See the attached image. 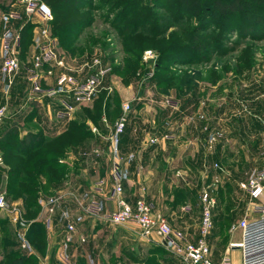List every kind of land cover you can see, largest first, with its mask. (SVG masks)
<instances>
[{
    "label": "crops",
    "instance_id": "crops-1",
    "mask_svg": "<svg viewBox=\"0 0 264 264\" xmlns=\"http://www.w3.org/2000/svg\"><path fill=\"white\" fill-rule=\"evenodd\" d=\"M14 11L21 15L20 21H5L2 18L1 13L3 11ZM30 27L29 32L27 28ZM50 22L47 25V31L50 35L51 29ZM42 28L39 18L35 14H24L22 8L10 0H0V31L8 29L11 34L15 35L18 39L17 43V58L20 64L19 75L14 77L10 86H6V83H1L0 100L8 101V107L13 104L12 109L9 111L7 119L0 125V129L14 123L18 127L19 136H23L26 132H34L39 130L45 136H57L65 132L67 125L70 121L80 118L81 109L91 108L90 105L75 106L74 111L69 119L56 120L54 113L60 109L58 101L64 100L72 104L70 97L63 94H50L45 95L39 99H35L30 91L23 94L19 91L16 95L10 93V89L17 83L29 86L27 81V74L25 68L28 67L30 57L35 53L37 45L39 43V30ZM26 31V32H25ZM26 34V35H25ZM23 36L27 39V42L22 48L20 39ZM51 36V35H50ZM2 52L0 51V58ZM63 58V57H62ZM64 59V58H63ZM67 67L72 70L73 65L67 63L64 59ZM78 72H76V76ZM3 76L0 75V82ZM54 77H44L40 84L51 87L53 85ZM3 80H6L5 78ZM134 82L128 85H122V94H117L119 99L120 114L122 112L121 107L123 104L129 106V111L126 113V122L122 134L118 138V142L114 148L108 144L106 138L111 129L112 123L106 127L98 123L93 125L88 119H82L86 124L90 136L83 142L72 146L65 150L63 157L58 160V163L63 165L66 169L60 182L49 189L47 192L39 191L37 193L36 204L37 210L35 214L29 218H25V210L22 200L20 198L10 199L6 196L4 191L5 177L2 175L0 183V194L4 196L7 204L6 210H0V220H5L8 229L12 233V238L16 244L17 250L21 255L25 257H32L34 264H143L142 261L147 257V252L154 246H160L158 239L152 237L150 240H143L136 235H132V224H126L124 227L115 228L107 224L99 222L94 218L88 216L84 211L86 201L90 198V187L94 182L103 181L104 186L102 188V195L99 200L102 204L103 211H109L113 209L112 204L109 202H103V198L108 196L111 192V183L109 180V171L112 161H117L120 167V183L122 187V198L129 204H132L137 198H143L147 203L153 206L166 204L170 201L171 192L174 189L183 188L187 190L190 188L191 183L188 178V173L185 170H174L173 166L183 165L196 172V178L201 179L204 177L206 168L209 170L208 158L210 154H214L216 157H227L229 145L226 138H237L232 143L230 150L235 149L242 150L250 147L252 151L258 150V144L260 139V128L258 122L251 120L252 124L248 128L239 126V116L234 118L235 114H229L228 110L221 111L219 115H212L206 110L205 102L196 98L191 100L192 110L198 115L200 125L189 126L187 128L188 134L194 138V140L200 139L195 142L196 154L191 158H183L178 160L171 159L177 147L176 132L179 129V125H175L173 120L181 114L182 99L179 100L171 93L168 95H160L155 92L152 96L161 104V108L153 110L151 125L145 124L142 120L144 113L148 111L147 100L148 95L145 93H138L135 97L132 95ZM147 84V83H146ZM151 85V83H149ZM140 86V83H139ZM145 86V84L143 85ZM23 87V88H25ZM153 87V86H150ZM20 89V87L18 88ZM152 89V88H151ZM154 89V87H153ZM227 95V94H226ZM95 96V95H94ZM234 98V96H233ZM238 98V96H236ZM36 101L38 105L34 102ZM51 103H47V102ZM150 101V100H149ZM168 103L173 106L167 105ZM1 104V103H0ZM50 104V105H48ZM34 115L31 116V114ZM234 113V111L232 112ZM224 116V122L231 120L232 124L226 126V130L223 127L213 126V119L221 120V116ZM231 115V116H230ZM256 114L252 113V118ZM31 117L30 121L26 123V119ZM230 118V119H229ZM191 119V118H189ZM243 119V118H242ZM105 123V119H101ZM203 121V122H201ZM193 123V120L190 122ZM58 124L59 126H57ZM218 124V123H217ZM236 124V126H234ZM52 126L55 130L52 131ZM239 126V128H238ZM222 128V129H221ZM91 130H94L92 132ZM180 131V130H179ZM184 131V130H183ZM166 133L169 137L168 140L158 141L155 144L149 145L148 139L151 137H158L161 134ZM241 133L247 134L249 140L243 145L240 142ZM216 137H219L216 140ZM212 140V145L209 148L206 141ZM202 140V143H201ZM214 151L216 153H214ZM264 149L261 154H263ZM244 155V153H237V156ZM207 156V157H206ZM207 161V162H206ZM215 162V161H214ZM211 163V162H210ZM4 166V165H2ZM203 166L206 168L203 169ZM189 170V169H188ZM210 172V170L208 171ZM220 176V175H219ZM179 177V178H178ZM177 178V179H176ZM208 178V179H207ZM206 182L212 180L214 177L208 176ZM179 181L184 184L178 185ZM177 180V181H176ZM204 180H200L203 183ZM176 181V182H174ZM43 183V180H41ZM213 182V181H212ZM199 181L196 182V185ZM186 187V188H185ZM48 197L58 198L56 201L52 213H47L44 201ZM17 207L20 211L22 219L26 223L25 239L29 246V251L20 250L17 246V240L15 237L14 227L10 222L11 208ZM189 206H184V211H189ZM172 215L173 211L171 210ZM177 217L182 218L179 214ZM170 220H173L171 216ZM32 223L38 224L42 228L43 232V248L41 251L37 250L31 243L28 242L26 235L29 225ZM68 225H72L76 229V234L73 236L69 243L63 241L64 230ZM177 226L172 223L171 228L184 229L188 231L187 225L180 221ZM231 233V236L225 244V247L221 250L219 255L212 254L210 259L213 262H218L223 255H227L231 264H239V251L236 247H230L239 242V230L237 227ZM188 235L187 233H185ZM196 239L197 231L193 232ZM78 237H83L84 242L79 243ZM187 237V236H186ZM190 237V235H188ZM191 238V237H190ZM194 240V239H193ZM150 242V243H149ZM164 248V247H163ZM134 249H136L134 251ZM137 259V261H131V256ZM174 259V258H173ZM162 264V263H161ZM164 264H170L165 262ZM172 264V262H171Z\"/></svg>",
    "mask_w": 264,
    "mask_h": 264
},
{
    "label": "rangeland",
    "instance_id": "rangeland-1",
    "mask_svg": "<svg viewBox=\"0 0 264 264\" xmlns=\"http://www.w3.org/2000/svg\"><path fill=\"white\" fill-rule=\"evenodd\" d=\"M38 1L41 3L43 2V0ZM56 1L57 0H52L49 4L51 5ZM85 1L86 5H84L85 9L83 11L74 12L75 8H72V12L70 13V17L72 20L82 19L85 22L91 23L87 28H85L78 40L73 44L74 49H77L74 54H70L60 48L57 44L55 36L52 35L50 31L51 38L55 42L56 53L59 54V56L63 57L67 61V63L73 65L72 70L74 71V73L71 72L70 74L74 76L76 75V72H78V79L89 72L90 65L94 60H98L101 66H105L107 68H110L111 66L121 67L123 65L125 67L124 62L126 60L125 55L122 53V42L120 39H118L116 31L110 26L109 22L119 12V7H121L122 4L127 0ZM247 1L250 2L252 6V9L249 8L244 15V17L246 15V17H248L246 18L245 24L249 25V31L251 33L250 37L238 38V36L234 33L220 34V31H216L214 30V28H210L207 31H201L200 33H198L199 36L206 37V39H209L211 42H217V39L223 38V40L225 41V46L229 47V49L232 47V51H228L223 55L222 58L213 57L209 62L201 63L196 66L175 65L171 66L170 70H174L175 72L178 71L181 72L180 74H184L185 78L181 76L184 81H187L188 76L191 77L193 75L192 77H194L198 75L199 78L195 77V82L193 81L192 83L193 85H195L194 87L198 94L197 98L200 99V103L203 100L205 104H207L206 110L208 111V113L212 115H219V108H221V111H226L229 109V114H235L234 118H237L239 116L238 119L241 120L239 126L243 128L250 127L252 124V119L258 122L260 128L258 150L252 151L249 146L242 150L239 149L236 151V148L230 150V147H232V143L235 142L237 138H226L227 144L229 145L227 157L219 158L214 154H210L208 158H205V155H202L204 159H208V162H206L210 167V172H208L209 170L206 168V166H203V169L206 168V170L204 172V177L200 180H204V178L206 180L208 176L214 177L212 180L208 182L204 180L203 183H200V180L196 178V172L192 171L190 168H188V166L186 168L183 165L176 164V166H173L175 168L173 169V173L174 170L187 171L191 187L187 188V192H180V194L179 192L176 193V189H174L171 192L172 199L170 201H167L166 204L153 206L149 203L154 211L158 212L166 219L169 227L172 225V223H175L177 226H179L178 224H180V221L189 226L187 228L188 231L180 228H170L172 230L183 232V234L187 233L191 237L190 238L185 234V236H187V239L189 241H193V239H195V236L192 234L193 232L197 231L200 214L198 197L203 190H208L215 200V206L211 212V228L206 238V244L210 255H219L221 250L225 247V244H227L231 233H233V231L235 230L234 228L237 227V222L242 217L249 215L251 204L247 196L239 189L238 184L244 182L254 168H257L264 164V155L261 154L262 150L264 149V0ZM140 2H142L143 5L145 4V7L136 5V12L132 18H139L140 16L149 18V25L151 23H154L156 31L159 33L161 32V35L164 36L165 39L170 32H174L177 35L184 36L188 31H190L191 27L196 24L195 22L197 21V17H194L191 20H186L177 19L173 15L170 16L169 12L174 13V7L179 8L176 7L173 1L171 2L170 0H167L166 5L169 6L168 12L159 8H156L155 11L147 9L149 7L147 6V3L150 4L151 0H140ZM50 5L48 6L50 7ZM185 12L186 14H189L190 10L187 11V9H185ZM249 17L255 18V21H251ZM237 18L238 17H236L235 19ZM215 20L216 21H214L213 23L215 26H217V29L220 30L222 26H224V21L220 18ZM236 22L238 23V21ZM49 28L51 29V25ZM221 44L223 45L222 42ZM144 46L147 47H145L143 50L151 51L153 54V58L147 62H144L141 60V57H137L138 63L140 64V67L138 68L141 72L138 76V80L133 81L134 88L132 91V95L135 97V95L138 93H145L148 95V98H150L146 102L148 111L144 113L142 120L145 122V124L149 123L151 125L150 122L152 121L153 110L160 109L161 104L158 102V100L155 99L154 96H152L155 93V90L153 89V87H150L153 85L152 83L151 85H149L150 82H148L147 80L153 73L154 64L158 59V53L155 48L156 45L154 46L153 39L147 40V44H145ZM248 62H252V64L248 65ZM238 63H243V67L238 66ZM225 66L227 68L223 69ZM20 71L23 70L19 69L15 78L19 75ZM141 74H143V76ZM19 76H22V74H20ZM3 79L0 82V90L2 85L1 83H6V80ZM139 80L144 82L145 86H139ZM19 87L20 89H18ZM23 87H25L24 84L19 85L17 83L13 88L10 89V93L16 95L19 91H22L23 94L25 93V91L26 93L30 91L29 86L26 85L25 88ZM41 87L43 90H46L49 86L41 84ZM99 90H104L108 94L115 93L117 95L123 93L119 78L114 74L109 73V71L103 77L98 91ZM190 91H192V88L188 92ZM170 93L171 97L175 95L174 91H171ZM236 96H238V98H236ZM35 99L37 100L39 99V97L35 96ZM2 102L3 99L0 100V103ZM31 102H34L36 105H38L36 101ZM47 103L51 102L48 101ZM11 105V108L10 106L8 108L9 111L13 107V104ZM233 111L234 113H232ZM252 113L256 114V116H254L253 118ZM196 117H198V115L193 112L192 104L189 103L187 105H183L181 114H179V116L175 117V119L173 120L175 125L180 126L177 130L178 132H176L175 134L177 142L175 146L177 148L174 149L175 152L171 154V159L176 160V162L183 158L189 159L191 158V156L196 154L195 142L198 140L200 141V139L194 140V138L190 136V134H188V132L186 131L189 126L195 125L196 127H198L200 125H203L202 123L200 124L198 118ZM103 118L106 121L105 123H103V121L101 120ZM220 118L221 120H219L218 117L216 118L217 120L213 119L212 125H220V127H223V129L226 130V126L231 125L232 122L231 120H229L228 122H224L223 115ZM192 120L193 123H190ZM100 122L103 126H105V130H107L106 127L109 126V123H107V120L103 115L100 116ZM224 123H226V126L224 125ZM56 125L59 126L58 124ZM234 126H236V124H234ZM53 127L55 126H52V128ZM54 130L55 129L53 128L52 131ZM51 135L54 136L55 134H53L52 132ZM163 135H166V133L161 134L158 137H161ZM218 139L219 137H216V140ZM248 140L249 138L247 134L241 133L240 142L245 145ZM239 151L241 153H244L246 156H237V153H239ZM214 153L216 152L214 151ZM2 165L3 161L1 160L0 166ZM213 165L220 166L223 172L215 170ZM197 181H199L198 185H196ZM183 184L184 183L182 181H179L178 179L177 186H183ZM176 194L177 197H175ZM184 206H189V211H184ZM171 210L173 211L174 215H172ZM179 214L182 215V218L177 217ZM170 216L172 219H174L170 220ZM120 227L124 226H118L115 228ZM131 232L132 235H136L137 233L138 237L145 240L139 235L136 226L131 228ZM148 245L149 250H152V247L150 248L151 245ZM163 249L164 252L159 253V255H157L159 256L158 258L153 255L154 253L151 254L150 252L148 264H152L153 262H155V259L158 260V264H164L165 262H169L170 264L171 262L172 264H184L181 259L175 257L171 251H169L165 247ZM135 250L136 249H134V251ZM132 254L134 255L135 253Z\"/></svg>",
    "mask_w": 264,
    "mask_h": 264
},
{
    "label": "trees",
    "instance_id": "trees-1",
    "mask_svg": "<svg viewBox=\"0 0 264 264\" xmlns=\"http://www.w3.org/2000/svg\"><path fill=\"white\" fill-rule=\"evenodd\" d=\"M51 1L43 0L42 2L49 8L52 15L51 34L55 36L60 48L74 54L77 49H74L73 44L91 23L82 19L72 20L70 13L72 8H75L74 12L83 11L86 1L57 0L50 5ZM170 1L179 7H174L175 11L174 13L169 12L170 16L186 20L197 17L196 24L184 35L185 37L170 32L165 39L161 32L156 31L154 23L149 25V18L145 16L132 18L136 12V5L145 7V4L143 5L140 0H127L122 6L120 4L119 12L109 23L122 42V53L126 57L125 67L124 65L121 67L111 66L109 73L118 77L121 84L125 86L138 80L141 72L138 68L140 67L138 58L141 57L143 49L147 47L144 46L147 44V40L153 39L158 59L154 64L153 73L147 81L152 83L158 94L168 95L174 91L175 98L182 99L183 105H187L192 102L191 100L197 98L198 94L192 82H195V77L197 78L198 75L188 76V78L186 77L187 81H184L181 76L185 78V75L170 70V67L175 65L196 66L209 62L213 57L222 58L228 51H232V47L229 49L225 46L223 38L217 39V42H211L206 37L199 36L198 33L214 28V30L220 31V34L234 33L238 38L250 37L249 25L245 24L248 17H246L247 15L244 17V15L249 8L252 9V6L247 0ZM166 4L167 0H151L150 4L147 3L149 6L147 9L155 11L156 8H159L168 12L169 6ZM185 9L190 10V13L186 14ZM236 17L238 18L235 19ZM219 18L224 21V26L220 30L213 23L216 21L215 19ZM249 19L255 21V18L249 17ZM25 29L29 32L30 27L27 26ZM26 42L27 39L23 36L20 39L23 49ZM248 63V65L252 64V62ZM242 65L243 63H238L240 67H243ZM225 68L227 67L225 66L223 69ZM141 75L143 76V74ZM139 83L141 87L145 84L141 80ZM191 88L192 91L188 92ZM101 115L109 123H113L120 115L119 99L115 93L108 94L104 90H99L92 99L91 108L81 109L80 118L70 121L65 132L57 136L48 137L39 130L26 132L23 136H19L18 127L14 123L0 129V158L4 165L0 166V183L2 175H4L5 194L10 199L20 198L22 200L26 219L31 218L37 210V193L39 191L47 192L56 186L65 174V167L58 163L65 150L89 138L90 132L83 120L88 119L91 124L96 126L100 122ZM30 119L31 117H28L26 123ZM177 192L180 194L187 190L179 188L176 189ZM26 238L37 250H42L43 232L41 226L35 223L29 225ZM151 249L148 250L147 257L142 261L143 264H148L150 252L154 253L153 255L157 258L159 253L164 252L162 245L154 246ZM131 261H137L134 255L131 256ZM154 261L152 264H158V260ZM0 264H34L32 257H25L17 250L5 220H0Z\"/></svg>",
    "mask_w": 264,
    "mask_h": 264
},
{
    "label": "built area",
    "instance_id": "built-area-1",
    "mask_svg": "<svg viewBox=\"0 0 264 264\" xmlns=\"http://www.w3.org/2000/svg\"><path fill=\"white\" fill-rule=\"evenodd\" d=\"M20 6L24 14H35L42 24L39 30V43L35 53L30 57L28 67L25 68L27 81L30 83V93L39 98L50 94L68 95L72 104L60 100V109L54 113L56 120L69 119L75 106L88 105L98 92L103 77L108 73L109 68L100 65L94 60L90 65L89 72L81 78L72 76L71 69L67 67L64 59L55 51V42L47 31V25L52 20V15L47 6L38 0H10ZM5 21H20L21 15L8 10L1 13ZM18 39L8 29L0 31V75L6 79V86H10L13 78L17 75L20 64L17 58ZM153 58L149 50L142 52L141 60L147 62ZM44 77H54L53 85L43 90L40 84ZM173 106V104H169ZM8 101L0 104V125L9 115ZM121 114L113 121L107 135V142L114 150L119 136L122 134L126 122V113L129 106L123 104ZM104 122V121H103ZM94 132V130H91ZM167 135L151 137L147 143L155 144L158 141L168 140ZM212 140L207 141L210 148ZM264 154V151H263ZM1 165V158H0ZM214 169L223 172L218 165ZM111 192L103 198V202L112 204L113 209L102 210L99 197L102 195L103 181L94 182L90 187V198L84 206L85 213L95 220L111 227L132 224L136 226L138 233L145 240L154 236L159 243L172 252L175 257L181 259L184 264H231L229 257L225 254L218 262L210 259V253L206 244V238L211 228V212L215 206V200L208 190H203L198 197L199 222L197 237L189 241L183 232L172 230L166 219L154 211L152 206L143 198H137L132 204L122 198V187L120 183V167L117 161H112L109 171ZM239 189L247 196L251 206L249 215L242 217L237 222L239 230V242L230 247H236L239 251V264H264V164L254 168L244 182L238 184ZM58 198L48 197L44 201L47 213H52L53 207ZM7 204L4 196L0 194V210H6ZM10 222L14 227L17 246L20 250L29 251L25 239L26 223L22 219L17 207L11 208ZM76 234V229L68 225L64 230L63 241L69 243ZM79 243L84 242L83 237H78Z\"/></svg>",
    "mask_w": 264,
    "mask_h": 264
}]
</instances>
